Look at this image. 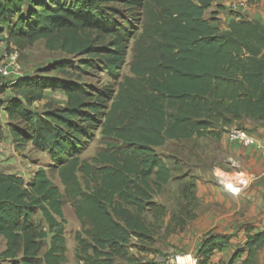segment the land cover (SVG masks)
I'll return each mask as SVG.
<instances>
[{"label": "trees", "instance_id": "trees-1", "mask_svg": "<svg viewBox=\"0 0 264 264\" xmlns=\"http://www.w3.org/2000/svg\"><path fill=\"white\" fill-rule=\"evenodd\" d=\"M223 1L0 0V34L15 49L43 40L46 50L84 57L80 64L87 68L96 61L112 77L123 64L132 30L116 5L142 15L130 76L122 78L114 96L108 89L49 77L0 83V94H12L0 106L13 142L44 153L49 172H57L63 187L61 192L43 169L28 182L0 173L2 262L66 264L62 206L68 203L81 228L74 236L79 264H150L128 250L131 239L152 240L144 215L156 219L165 213L152 196L171 174L155 148L167 141L221 137L231 126L243 129L246 120L264 123V25L237 13L230 14L224 30L214 26L226 9ZM89 33L110 41L95 46ZM66 67L56 63L51 69L64 74ZM45 91L61 92L65 106L32 111ZM97 128L110 140L109 148L90 164L80 162ZM189 189L194 185L183 195ZM183 227L181 222L178 230ZM244 230L245 242L226 264L242 258L241 264H259L264 233ZM231 238L205 234L196 250L198 264L230 249Z\"/></svg>", "mask_w": 264, "mask_h": 264}, {"label": "rangeland", "instance_id": "rangeland-1", "mask_svg": "<svg viewBox=\"0 0 264 264\" xmlns=\"http://www.w3.org/2000/svg\"><path fill=\"white\" fill-rule=\"evenodd\" d=\"M72 1L53 0L54 3L63 5H69ZM231 5L228 6V10L223 12V17H231L230 14H237V9H232ZM116 7L122 10L132 24V30L125 45L124 61L117 70L116 77L110 76L104 67L96 61L94 62V67L87 68L80 64V60L84 57L68 56L61 51L51 52L46 50L43 40H39L23 50L15 49L5 33L0 34V38H2L0 40V62L16 53V62L19 66V75L16 78L49 77L78 81L95 90L108 89L111 95L114 96L122 78L130 76L129 65L133 56V45L141 33L140 26L142 21V15L139 10L126 13L122 6L116 5ZM205 17H210V11L206 12ZM222 23H224V20L220 18L213 25L222 30ZM89 35L95 46L101 47L107 45L110 41L109 37H99L94 33H89ZM56 63L66 64L67 67L64 74L51 69ZM10 81V79H0V83L3 86H7ZM11 95L9 90L4 91L0 94V102H3ZM65 104L66 98L61 92L45 91L43 99L34 103L31 110L42 113L45 109L61 108ZM257 124L258 122H247L246 120L244 121L243 129L249 131V127ZM109 142L110 140L103 137L100 129L97 128V130L93 131L91 141L86 150L79 156V161L90 164L91 159L98 152L108 150L107 143ZM155 152L168 166L171 174L169 182L162 186L159 191H155L152 196V201L162 206L165 213L163 217L156 219H153L149 213L145 214L146 221L151 228L152 240L137 241L136 239H131L128 250L130 255L150 264L173 254L191 251V246L182 245L181 242L175 241L174 237L180 223L184 222L185 226L186 222L190 220L187 219V216H194L193 211L197 207L194 197L195 179L197 177L204 179L206 174H213L214 172L218 176L219 173L215 171V167L221 166L222 160L227 157L220 137L210 136L202 138L191 137L181 141H167L164 146L155 148ZM49 163V158L44 153L35 150L29 143L17 146L13 142L7 123L2 122L0 119V173L17 175L25 182H28L36 171L43 169L48 173L51 182L62 192L63 187L57 172L55 170L49 172ZM190 185H194V189H189L188 195H183V189L188 188ZM191 195H193L192 198ZM62 212L66 264H79L75 258L77 243L74 236L81 231L80 224L68 203L63 204ZM174 228H176V231L172 232ZM193 254L196 255V252ZM0 264L9 263L0 260Z\"/></svg>", "mask_w": 264, "mask_h": 264}, {"label": "crops", "instance_id": "crops-1", "mask_svg": "<svg viewBox=\"0 0 264 264\" xmlns=\"http://www.w3.org/2000/svg\"><path fill=\"white\" fill-rule=\"evenodd\" d=\"M243 2V6L236 10L238 14L249 21H258L264 25V0H224L222 5L225 10L231 3ZM219 11L216 18H223L222 30L232 17H223ZM208 11L213 12L214 7ZM2 38H0L1 40ZM0 119L8 124L4 105L0 106ZM247 122H250L247 120ZM250 134L260 141V151L253 148H241L229 144L224 134L220 141L225 148L227 157L222 160V165L215 167L213 174H206L204 179H195L194 197L197 207L193 211L194 218L186 222L182 230L176 231L175 241L184 246H191L195 253L200 246L205 234L230 236L231 248L215 253L207 264H226L230 255L237 246L245 242V227H250L254 232L264 233V123L249 127ZM233 186H232V185ZM227 186L238 194L232 195L227 191ZM5 248V242L0 237V252ZM259 264H264V245L257 253ZM243 258L234 264H241Z\"/></svg>", "mask_w": 264, "mask_h": 264}, {"label": "built area", "instance_id": "built-area-1", "mask_svg": "<svg viewBox=\"0 0 264 264\" xmlns=\"http://www.w3.org/2000/svg\"><path fill=\"white\" fill-rule=\"evenodd\" d=\"M231 4L232 9H238V7L243 6L242 4L244 3L235 2ZM16 59L17 54L14 53L6 58V60H3V62H0V79H10V82H14L18 79L16 77L19 75V66ZM224 136L226 141L231 145L241 148H253L257 151L262 149L260 141L245 129L231 127L226 130ZM226 189L232 195H236L239 192L237 187H235L236 192H233L228 186ZM152 264H198V258L193 253H178L155 261Z\"/></svg>", "mask_w": 264, "mask_h": 264}, {"label": "bare ground", "instance_id": "bare-ground-1", "mask_svg": "<svg viewBox=\"0 0 264 264\" xmlns=\"http://www.w3.org/2000/svg\"><path fill=\"white\" fill-rule=\"evenodd\" d=\"M230 188V186H228ZM233 192H236L235 190L231 189Z\"/></svg>", "mask_w": 264, "mask_h": 264}]
</instances>
